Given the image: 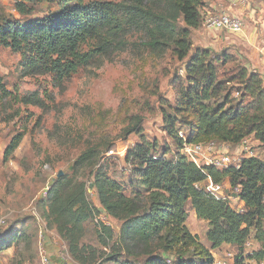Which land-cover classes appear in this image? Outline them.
<instances>
[{
    "label": "trees",
    "instance_id": "trees-1",
    "mask_svg": "<svg viewBox=\"0 0 264 264\" xmlns=\"http://www.w3.org/2000/svg\"><path fill=\"white\" fill-rule=\"evenodd\" d=\"M29 1L17 0V10L25 13ZM162 1L165 13L145 8L143 0H60L61 9L55 14L0 25L2 46L27 52L26 64L30 67H47L49 63L50 69L61 76L87 64L95 55L119 48L126 29L142 22L154 24L153 35L146 42L151 55L170 49L182 62V74L175 72L172 79L174 102L171 105L167 99H160L159 111L175 155L167 159V151H158L157 142L144 135L139 111L126 115L122 126L126 134L138 135L124 162L133 181L143 189L144 203L124 193L105 173L94 174L92 187L100 206L96 212L118 224L116 233L113 227L98 222L96 241L109 251H101L97 259L93 248L80 244L83 224L94 210L86 200L84 185L61 197L58 185L63 186L65 178L53 182L47 190L52 197L49 218L66 242L70 258L78 264H213L212 251L223 244L237 247L233 264H246L248 258L258 264L264 260V156H244L238 167H207L203 172L182 154L183 139L178 132L184 126L190 143L215 141L237 146L251 137L255 145L264 146L263 75L247 67L241 54L227 48L218 51L193 46L191 34L203 25L201 10L206 0ZM83 46L89 49L83 50ZM229 64L231 67H226ZM9 94L0 77V102ZM21 138L18 132L10 139L4 150L5 160ZM98 154V149L85 151L74 165L97 159ZM208 177L214 183L227 181L230 189L238 187L243 210L206 192ZM188 201L196 217L208 223L209 246L185 224ZM252 231L260 248L245 257L244 246ZM20 234L9 230L0 237V251ZM128 240L135 246L142 245L141 250L134 252L126 244ZM122 254L124 259L119 261Z\"/></svg>",
    "mask_w": 264,
    "mask_h": 264
},
{
    "label": "rangeland",
    "instance_id": "rangeland-1",
    "mask_svg": "<svg viewBox=\"0 0 264 264\" xmlns=\"http://www.w3.org/2000/svg\"><path fill=\"white\" fill-rule=\"evenodd\" d=\"M218 1L226 8L229 4L227 13L243 11L246 5L257 13L264 8L262 0H243L245 6L238 0H234L237 2L234 5L227 3L228 0H206L201 10L203 18L222 12ZM16 2L0 0V25L7 21L24 22L46 17L61 9L60 0H32L26 3V12L20 13ZM142 5L157 13L166 12L162 0H143ZM153 27V23L146 22L128 27L119 48L95 55L87 64L79 65L64 76L52 71L49 63L47 67L45 64L30 67L26 64L27 52H15L0 44V77L10 91L0 102V237L6 236L9 230L21 233L0 251V264H46L44 258L50 264H78L70 258L66 242L56 232L48 215L52 197L46 190L60 177L65 178V184L58 185L61 197L84 185L86 200L94 209L83 224L80 244L93 248L97 259L101 251H109V247L96 241L101 214L96 212L100 206L92 187L94 174L105 173L124 193L137 196L140 204L145 201L143 189L133 181L124 162L127 150L138 141L137 134H126V127L122 128L126 115L139 111L144 135L157 142L158 151H167V159L175 155V146L164 129L159 112L160 99L173 104L172 79L175 72L182 74L183 67L170 49H164L157 56L151 55L146 42L153 35ZM241 33L208 30L201 25L193 30L191 40L194 47L208 46L218 51L227 48L231 53L240 54L235 41L244 37ZM181 130L185 132L186 128L181 126ZM18 132L22 133L20 143L5 160V147ZM251 145L262 158L264 146ZM92 149H98L97 159L74 165L80 154ZM185 210L187 228L201 243L209 246L206 240L208 223L196 217L189 201L185 203ZM112 227L117 233V222H112ZM126 244L131 245L134 252L142 248L130 240ZM259 248L252 231L243 255L246 257ZM214 253V258L233 264L237 247L227 245L217 252L212 251ZM122 259L124 254L118 260ZM245 263L257 264L249 258ZM258 264H264V260Z\"/></svg>",
    "mask_w": 264,
    "mask_h": 264
},
{
    "label": "built area",
    "instance_id": "built-area-1",
    "mask_svg": "<svg viewBox=\"0 0 264 264\" xmlns=\"http://www.w3.org/2000/svg\"><path fill=\"white\" fill-rule=\"evenodd\" d=\"M235 4L237 2L244 5L243 0L230 1ZM203 26L208 30H224L228 32L241 33L245 27V21L242 16L227 13L222 11L217 14H209L204 18ZM178 135L183 139L181 152L190 161H192L199 169L205 172L207 167L222 168L230 164L239 166L242 157L244 156H256V150L252 148L254 140L251 137L243 139L236 149L229 144L208 141L203 143H190L187 141L186 133L182 130L178 132ZM234 149L235 152H230ZM205 191L213 195L215 198L228 201L231 207H234L238 211L243 210V205L237 195L239 188L233 189L225 188L223 184L214 183L209 177L205 182ZM227 189V190H226ZM47 192V190H46ZM45 192V193H46ZM103 216L102 218L100 216ZM99 219L106 225L112 227V222L105 215L101 214ZM46 264H50L48 260L43 259ZM213 264H225L220 259L214 258Z\"/></svg>",
    "mask_w": 264,
    "mask_h": 264
},
{
    "label": "crops",
    "instance_id": "crops-1",
    "mask_svg": "<svg viewBox=\"0 0 264 264\" xmlns=\"http://www.w3.org/2000/svg\"><path fill=\"white\" fill-rule=\"evenodd\" d=\"M230 1L231 0H228L227 3ZM262 2L264 4V0H262ZM218 5L223 8L222 11H226L228 8H230L229 4L226 8L220 1H218ZM242 10L243 11L239 10L238 12H231L232 14L242 16L245 21V27L242 31L244 37H240V41L237 39L235 42L238 45L237 47L243 53H240L242 54V61L245 62L247 67L259 70L264 78V8L261 10V13H257L256 9H251L248 7V5H246L245 8H242ZM253 144H255V142H253ZM232 147L237 150L236 146ZM223 185L225 188L229 187L227 181L224 182ZM225 246H227V244H223L214 251L217 252L219 249ZM215 255L216 253L213 254V256Z\"/></svg>",
    "mask_w": 264,
    "mask_h": 264
},
{
    "label": "water",
    "instance_id": "water-1",
    "mask_svg": "<svg viewBox=\"0 0 264 264\" xmlns=\"http://www.w3.org/2000/svg\"><path fill=\"white\" fill-rule=\"evenodd\" d=\"M62 174V172H59V175H61Z\"/></svg>",
    "mask_w": 264,
    "mask_h": 264
}]
</instances>
